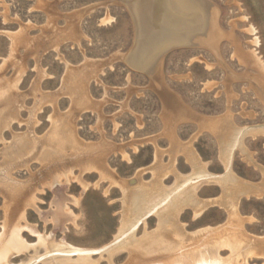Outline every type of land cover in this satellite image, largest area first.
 Listing matches in <instances>:
<instances>
[{
	"label": "rangeland",
	"instance_id": "374dc122",
	"mask_svg": "<svg viewBox=\"0 0 264 264\" xmlns=\"http://www.w3.org/2000/svg\"><path fill=\"white\" fill-rule=\"evenodd\" d=\"M138 1L0 0V247L25 211L21 227L52 235L56 244L96 251L94 263L135 264L129 248L115 250L111 259L102 250L123 219L135 218L136 189L144 187L149 201L137 206L152 208L197 172L177 141L190 143L202 169L220 176L237 129L264 125V0H195L206 17L214 15L219 35L209 24L190 40L165 45L156 39L145 57L135 56L142 31L135 23ZM190 113L224 122L205 128ZM98 163L126 194L89 170ZM230 168L242 180L263 182L264 134L245 136ZM225 186L202 181L193 195L232 200ZM168 206L139 224L136 237L160 231L184 249L200 247L215 236L201 231L223 228L229 219L223 205L197 217L189 206L160 226L158 214ZM238 212L247 235L264 237V195L239 197ZM21 235L29 244L39 241L30 230ZM36 249L12 252L0 264H29L48 253L44 245ZM247 262L264 264V258Z\"/></svg>",
	"mask_w": 264,
	"mask_h": 264
},
{
	"label": "bare ground",
	"instance_id": "6f19581e",
	"mask_svg": "<svg viewBox=\"0 0 264 264\" xmlns=\"http://www.w3.org/2000/svg\"><path fill=\"white\" fill-rule=\"evenodd\" d=\"M157 2L161 4V7H159V4ZM198 4L199 3L196 2L195 0L138 1L137 2L138 7L135 13L140 14V17L138 18L135 17V19L137 20L135 23L139 25L140 29L142 28V31L139 32V35H141V37L138 39L139 41L136 40L137 49L135 52V56L145 57L143 56V54L145 53L146 49L150 47V44L156 39H160V40L162 39L165 45L171 42H175L174 40L176 39L177 42H181V40L187 36H188V40H190L191 36H193V34L195 33L196 28H200L201 33H204L208 30L209 24L211 25L212 31H214V35L218 36L219 33L218 30L216 29L217 27H215L216 18L214 17V15L212 16L210 15L211 16L210 19L206 17L205 13H203L201 7ZM202 4H204V2ZM171 8L174 9V11L176 12L175 15L173 16H170L169 14L170 13L169 10H172ZM148 13H149V18L146 17V14ZM250 32H254V29L252 28ZM8 34L10 37H13V34L10 33ZM178 108L179 111L182 112L183 114L182 117L185 116L187 117L189 111L183 106L182 107L179 106ZM184 119L187 120L186 118ZM189 119H194L195 121H198V123L200 122V124H202L205 128H214V129H216V127L218 128L220 126V123L224 122L223 120L221 122L220 120L215 121L206 118L200 119L199 117H196L194 115H191ZM256 134L257 135L264 134V125L237 129L236 135L233 138V142L231 143L232 145L230 146L229 152L227 154L228 157H227L226 173L220 176L211 174L210 172L205 171V169H202L201 167L202 164L200 165V163L198 162L199 160L197 159L196 156L197 154L195 155L191 151L190 143L186 144L177 141V146H178L177 150L180 153L181 152L187 153V157H189L192 165L195 166V168L197 169V172L195 171L193 175L186 178L176 188L174 187L173 190L171 189L170 192H172V194L170 193V195L167 198L163 199L162 201L160 200L161 202L152 208H145V206L142 207L144 204L141 205L140 207L137 206V204L145 202L147 200V197H146V189L144 187L140 186V188L136 189V193L134 196L135 204L133 203L134 205L132 204V208H131L132 212L135 213V218L131 220H126V219L122 220V226L119 231V234L115 237L114 242H112L109 246H106V248L102 250V253L105 251L106 253H108L111 259L112 253L115 250L120 248H129V250L130 249L133 250V252L131 251L132 252L131 254L129 253L130 263H135V264H248L247 262L248 259L253 256L264 258V242H263L264 237L247 235L246 232L243 231V224L244 222H246V220L238 212L239 197L241 196L261 197L264 195V180L259 184L250 183L248 181L240 179V177H237L233 173V171H231L230 168L233 161L234 151L237 147L241 146L242 139L247 135H256ZM158 158L159 156H157L156 159L158 160ZM98 165L99 166L97 167L96 166L91 168L89 167V170L100 171L102 175L101 178L105 180L109 179L112 185L121 187L126 194L127 191H126V187H124V184L113 175L106 172L104 173L105 170L103 171V168L99 163ZM205 167L203 166V168ZM60 178H58V180L54 182V184L60 183ZM213 180L215 181L220 180L224 182V184L226 185L225 188L228 191H232L231 198L233 197V199L229 200L224 198L225 200L215 199L208 201H201L195 199L193 195L194 186H196L197 183L202 181H213ZM228 184H232L233 187L232 185H231L232 188L228 187L227 186ZM107 193H108V189L105 191V194ZM217 204L223 205L226 208L229 214V219H228V223L223 228H219V229L208 228L200 232V233H204V236L211 233L215 234V236L212 237L211 239L212 243L206 241V243H208L207 245L206 244L203 245L204 243L203 242L201 243L203 246L191 247V248L186 247L184 249L183 246L181 247V245H179L178 243H174L172 241L168 242V240L170 239L169 235L167 236L163 235L160 231H155L153 233H148L145 231L146 233L141 238H137L135 235L139 224L141 223L145 224L146 218L150 214L153 213L156 214L157 212L163 210V208L168 205H169L168 209L170 208L169 210L165 209L164 212L158 214L160 218V226H164L169 221H172L173 215L175 216V214L182 208L191 206L192 208H194L195 215L197 217L209 206L211 205L214 206ZM167 210L168 212H166ZM24 218H25V211L22 212L20 219L24 220ZM21 220H17L18 222L10 228L9 235L6 238H4L5 240L2 246L0 247V262L6 261L12 252L18 253L23 251L26 252L27 250H37L36 249L37 246L39 247L40 245H44L48 253H46V255H44L43 257H39L38 254H36L35 257L33 256V259L31 260V262H29V264H35L37 262H43L44 264H97L96 262L94 263L93 261H91L92 260L91 256L96 251L82 250L79 248H75L73 246L68 245L65 242L61 244L59 243L56 244L53 241L52 235L50 236L42 235V233L41 234L38 233V231H36L34 228H31L29 225L25 227H21L19 224ZM4 224H5L4 230H6L7 225L6 223ZM24 230H30L32 233H34L38 237L39 240L38 243L35 244L27 243L21 235ZM227 230H231L230 234L228 233L229 231ZM4 234L5 233L0 234V242L3 241ZM125 235L127 236V238ZM191 240L193 241V238H191ZM203 241H205V239ZM136 247H138L139 249L138 251L136 249L135 250L133 249ZM180 247L183 249L178 250L180 249ZM226 248H229L231 251L230 256H228L227 258L221 255V251ZM164 254L165 255L168 254L166 255L168 256L167 260H163L162 258H160L162 255L164 256ZM73 256H77V259L74 262L71 261V259H73ZM240 260H242L243 262L241 261L242 262L241 263Z\"/></svg>",
	"mask_w": 264,
	"mask_h": 264
},
{
	"label": "water",
	"instance_id": "95a60500",
	"mask_svg": "<svg viewBox=\"0 0 264 264\" xmlns=\"http://www.w3.org/2000/svg\"><path fill=\"white\" fill-rule=\"evenodd\" d=\"M125 62V64L129 67L130 65H128V63H126V61H124Z\"/></svg>",
	"mask_w": 264,
	"mask_h": 264
}]
</instances>
